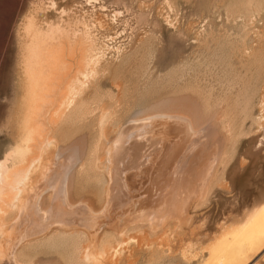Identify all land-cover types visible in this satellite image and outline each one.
I'll use <instances>...</instances> for the list:
<instances>
[{
	"label": "rangeland",
	"instance_id": "rangeland-1",
	"mask_svg": "<svg viewBox=\"0 0 264 264\" xmlns=\"http://www.w3.org/2000/svg\"><path fill=\"white\" fill-rule=\"evenodd\" d=\"M30 17L41 19L39 21L46 29L50 24L54 23L78 29L81 37H85L88 34L89 41L93 43L95 49L99 51L102 48L101 51L104 53L101 70H99V78L94 81L92 86L86 91V95H84L85 101L83 103H85L82 106V110L78 111L80 117L77 119L75 116L76 120L73 118L74 120L69 123L71 125L67 124L68 126L66 125L62 129L64 135H61V148L63 150L68 147L70 149L78 148L76 153V162L78 163H75L76 166L73 167L76 170L72 169L69 172L71 179L70 188L73 190L70 191H72L73 194H71L73 196L85 199L89 195L90 199L86 197L87 200L91 201L92 199L91 204L95 206L97 204L98 206V199L103 195L104 190L101 184L96 182L92 172L94 167V163H92L93 156L96 157L97 153L101 152L98 154L100 156L104 149L102 146L106 143L104 140L115 139L119 130L121 131L117 138L118 142L126 139L132 132L136 134L137 130H134V128L137 123L135 122L143 120V117L144 120L147 119L143 123L145 127L143 131H138L140 133V136L137 135L139 141H135L134 137L130 140L132 143L130 144L129 157L132 158L128 157L125 160L126 167H129L127 172L132 174V178L126 181L129 186H127V189L131 190L129 191L131 193L128 194L127 192L126 195L124 193L123 197L119 199L122 206H127L128 209H131L130 205L134 207V203L138 202L137 199L139 198L140 200V197H138L139 193H136L137 190L141 189L140 193L142 192L141 194H143L150 186L151 188H158L160 185L158 183L168 179L171 173L176 172L177 167L178 172L174 174L177 182L176 180L173 182L176 188L181 187L187 191L204 187L203 189L206 192L205 198H199V194H197L190 200L186 199L188 197L183 199V201L180 199L178 203L173 201L172 197L166 199L167 203L170 202V204L175 206L176 210L174 212L182 210V203L188 201L189 216L193 219L191 222L195 221L196 223L192 224L190 222L189 226L191 227L184 225L183 230L180 229V233L175 234L177 236H175V240L171 238L169 245H172V248L170 251L168 247H165L163 254L160 252L152 253L132 247L134 250L132 251L131 248L127 252L128 254L130 253L129 257L126 253V256H124L126 259L123 257L116 264H129L133 261L132 264H187L186 261L190 264H203L209 252L204 255L203 250L206 253L208 247L204 249L201 247H205L207 244L210 246L215 240L219 239L222 236L220 232L224 234L227 226L229 229L232 224H238L245 217L243 213H247L251 205L256 201H259V203L264 201V160L261 159L264 158V142L259 144V141L264 137V129H259L261 131L257 130V125L253 124V119L251 118L252 110L255 113V117L258 116V107L253 109V105L256 103V98L253 95L254 90L249 86L251 78L256 73L254 68L255 59L251 56L244 57L243 54H239L245 44L249 47L260 45L256 52L264 49V0H0V161L17 147L20 138L19 119H21V104L23 100L21 86L23 84L22 45H24L25 25ZM230 63L232 64L231 66L229 65ZM247 74H249L248 78ZM86 109L89 110L87 111ZM107 112H111L112 121L109 120L107 122L109 125L106 123L105 127L100 118ZM188 114L193 115L195 129H198L194 134L190 130L189 122L179 117V115ZM99 123L103 126L102 128ZM104 127L106 129H112L111 127H113L114 130L111 131L117 134L109 131L110 129H107L106 132ZM100 130L103 131L102 135ZM255 131L256 133H254ZM110 132L112 133L111 135ZM259 132L262 134L259 135ZM106 135H109L110 138ZM69 137H73V139L67 140ZM179 140L182 143L184 141L185 148L183 146L176 147L177 144L175 142ZM193 141L195 143L193 145L194 150H192L193 148L191 149L192 151L188 150V147L192 146ZM259 145H261L260 150ZM172 146H174L175 150ZM252 147L256 149H252ZM141 151H143L142 157L138 154ZM175 155L179 157L177 158ZM241 157L243 160H248L246 161L248 163L245 160L242 161ZM250 157L253 158V161ZM182 158L185 160L183 161ZM256 158H259L257 159L258 161ZM132 159L136 161L135 164H133ZM149 159L155 160V167L151 165ZM161 160L162 163H160ZM170 160H173L174 163ZM240 160L241 162H239ZM210 161H219L220 163L218 166L215 162L213 164L215 168L213 167L210 171L211 174L206 175V169H208ZM171 162L172 164H169ZM244 162L246 165H244ZM165 164H167L166 168ZM228 164L230 166L231 164L232 166L234 165L231 168L234 170L235 167L236 177H233L234 171L229 169L230 166ZM238 166L241 167L239 168ZM243 166L246 168L244 169ZM201 170H204V172H200ZM237 170H239V173ZM224 171L225 175L223 174ZM159 172L161 174L163 172V175ZM188 173H190L189 177L186 176ZM135 175L137 176L134 177ZM223 180L226 182L224 185ZM157 181L158 183H156ZM153 182L156 185H153ZM203 182H206V185ZM227 182H229V185H227ZM252 184L254 185L252 186ZM222 186H225V188ZM255 186H257L256 189H254ZM258 187L260 188L259 191ZM154 190L151 193L152 195L155 193ZM219 190L223 191L219 192ZM226 190L228 192H225ZM257 193H259V197ZM252 194L253 196H251ZM97 195L99 198H97ZM255 198L256 200H254ZM145 200L144 198V202L141 205L146 209L150 205L151 207H156L164 201L163 197ZM181 201L182 203H180ZM257 202L252 207L256 206ZM65 203L66 201L64 202L63 200V204L67 209ZM155 203L158 205H155ZM245 204L246 207L249 205V208H246ZM94 205L91 207L92 209H95ZM234 205L238 206L234 207ZM235 208L239 210L237 211ZM75 209L78 212V208ZM82 210L78 216L77 212H74L73 215L72 211L75 210L72 209L70 214L72 216H67V219L70 220V231L82 229L81 226H78V222L86 210L84 206ZM131 210L130 212L127 211V218L118 220L117 224L111 228L110 233L101 234L100 232L97 235H90L89 238L79 237L78 239L63 238L61 236L60 239L59 235L52 233L47 235L52 229L42 227L45 226L41 224L43 220L41 221V218L39 219L38 215H36L35 224L37 225L34 224V226L29 228L27 236L29 235L31 238H28V241L26 240L27 245L26 242H23L21 245L15 246L14 249H10L11 251L6 248L4 256H0V261L2 259L5 261L4 259L7 258L8 263L5 261L7 264H14V261H12L15 259L14 257L19 258L18 256H21L19 259H22L23 256L25 259L23 258L20 261L24 264H88V262L91 264V261H86L85 259V252L89 245L96 244L98 247L105 238L113 239L122 232L128 231L133 224L138 222L135 220L137 215L129 216L131 215ZM230 210L232 213L229 212ZM239 211L243 213H239ZM39 212L36 210L37 214H40ZM96 214H98V211L95 212L94 216H98ZM232 214L234 218H230ZM172 217L171 220L173 219L175 222L178 214L173 213ZM206 218L208 221H206ZM160 223L162 222L160 221ZM229 223H232L230 227ZM197 224H200L203 230ZM205 225L209 228H206ZM162 227L159 225L155 228L153 227L157 233L150 227H146L145 230L148 233V237L152 239L156 237V234L159 233L160 235ZM193 227H195V233L192 232ZM223 227H226V229L224 230ZM188 228L190 231L188 230V233H186ZM113 230H115L116 234L113 233ZM208 231L209 233H207ZM190 233L196 242L190 238ZM196 234L197 236H194ZM217 234H220L219 238ZM213 236L217 238H215L214 242ZM186 237L189 238L187 239ZM62 238L64 241H62ZM80 238L83 239L81 240ZM67 239H70L68 243H66ZM87 239L88 242L86 243ZM184 239H187V243ZM208 240L212 242L209 243ZM188 241H192L190 244L194 248L192 247L191 250L193 249V251L190 250V253L184 256L182 254L185 251L184 247H187L189 243ZM182 242L186 243V245L182 244ZM197 243L199 244L197 245ZM198 246H201L200 248L203 250L201 251ZM80 248L83 249L84 256ZM176 249L179 250L177 251ZM181 249L184 251L182 252ZM79 250L81 251L77 253ZM194 251L199 252L196 254ZM137 252H140L139 255ZM179 252H181V255ZM175 253L176 255H174ZM131 256L135 259L131 258ZM194 256H197V259H195L196 257L193 258ZM77 257L83 260H78ZM187 258H189V261ZM100 261V259L97 261L92 260V264H103V261ZM5 262H0V264H5ZM15 263H17L16 260ZM104 263L107 264L105 261ZM240 264H264V247L255 254H251L246 262Z\"/></svg>",
	"mask_w": 264,
	"mask_h": 264
},
{
	"label": "bare ground",
	"instance_id": "bare-ground-1",
	"mask_svg": "<svg viewBox=\"0 0 264 264\" xmlns=\"http://www.w3.org/2000/svg\"><path fill=\"white\" fill-rule=\"evenodd\" d=\"M42 17H40V18H42ZM39 20H41V19H37L36 17H30L29 20L26 22L25 29H24L25 30L24 31V37H23L24 38V45H22L23 46V48H22V73H23V77H22L23 82L22 83L23 84L21 85L22 90H23V94H22L23 100H22V104H21V106H22L21 107L22 112H21V116H20L21 119H19L20 131H21V133H19L20 134L19 142L17 144V147H15V149L12 152L7 154L5 156V158L0 161V256H2V255L4 256L6 248H9V250L14 249L15 246H18L19 244L21 245L23 242L25 243L28 238H31V237H29V235L27 236V233H28V230H30L29 228L34 226L35 218L37 217L36 215H38L39 219L41 218V221L43 220L41 224L45 225V226L41 225L42 227H44L46 229L47 228L52 229V231L50 233L47 232L48 233L47 235H50L52 233V234L59 235V237L61 236L63 238H72V239L77 238L78 239L79 237L89 238L90 235H92V234L97 235V234H100V232H101V234L108 233V232L110 233V230H112L111 228H113L117 224L118 220H121V219L124 220V218L128 217V216L126 217L127 211L130 212V210L132 208L133 209L131 210L132 211L131 215H129V216L137 215V219H135V220H137L138 222L133 224L128 229V231L125 230L126 232H122L121 234L117 235L116 238H113V239L105 238L100 243V245L98 247L96 244L92 245V246L89 245V248H87V251L85 252L86 261H91V264H92L93 263L92 260L97 261L100 259L101 261H103V264H105L104 261L107 262V264H109V263L110 264H116L117 262H119V260H121L124 256H126V253L129 252L132 247H134L135 249L137 248L140 251L152 252V253L153 252L154 253L160 252L163 254L165 247H168V250L170 251L172 248V245H169L171 238H173L175 240V236H176L175 234L180 233L179 230L180 229L183 230L184 225L189 226L191 220H193L189 216L190 210L187 206L188 201L186 203H182L183 199L188 197L186 199L190 200V198H192V197L194 198L197 194H199V198H205L206 192L203 189L204 187L203 188L199 187L197 189L196 188L197 186H196L195 188L197 190H195V189L190 190L189 189L187 191L183 190L181 187L176 188L173 182L175 180L177 182V178L174 175L178 172L177 171L178 167H177L176 172H174L173 174L171 173L170 174L171 176H169L168 179L165 178L166 180L164 182H162V183H158V181L156 182V183H158V185L160 184L158 188L155 187L156 188L155 189V188H151V186H150L149 189L146 188L147 191H145V193H143V194H141L142 192L140 193L141 189H139V191L137 190L136 193L137 192L139 193L138 197H140V200L138 198L137 199L138 202H135V203L132 202V203H134V207H132L133 205L132 206L130 205L131 209H128L127 206L126 207L122 206V203L119 202L120 201L119 199H120V197H123L124 193H125V195L127 194V192H128V194L131 193V192L129 193V191H131V190L127 189L128 184L126 181H128L129 178H132V174H128V172H127L129 167L128 168L126 167L125 160L129 157V153H130L129 150H131L130 144L132 142H130V140H132L134 137L135 141H139V137H138V136H140L139 132L143 131V129L145 127V125L143 123L147 119L144 120V117H143V120H137L136 119L137 122H135V123H137V125L134 128V130H137L136 134L134 132H132L126 139H124L121 142H118L117 138H118L120 131H121V130H119L118 135H116L117 137L115 139L104 140V141H106V143L103 144V146H102V147H104V149L102 150L103 153L100 156H98V154H100L101 152L97 153L96 157L93 156L92 163H94L93 164L94 167L92 169L93 170L92 172H93V175H94L96 182H98V184H101L102 189L104 190L103 195H101L100 198L97 195V198H99L98 199V206L96 204L97 209H96V206L94 204L93 205L95 206L94 207L95 209L91 208V207H93V205L91 204L92 199L90 201V200H87V198H86V197H89V195H87V196L84 195V196H86L85 199L75 197L72 195L73 190H72V188H70V185H71L70 180L71 179L69 176V172L73 169L74 166H76L75 163H78V162H76V159H77L76 153H77L78 148H72L73 146L71 147L72 149H70L68 147L66 150H63L61 148V141H60L61 135L62 136L64 135V133H63L64 131H62V129H64L65 128L64 126L69 124L71 122V120H74L75 116L77 119H78V117H80L78 115V111L82 110V106L85 103V102L83 103V101H85L84 95H86V91L92 86L94 81H96L99 78V75H100L99 70H101V65H102V61H103L102 58L104 56V53L101 51L102 48L100 46H99V48H101V49L99 51L95 49L93 43H91L89 41L88 34L85 37H81L80 33L78 32V29L64 27L65 25L64 26L63 25H57L56 23L50 24V26H48V28L46 29L45 27H43V25L41 24V21H39ZM44 23H46V22H44ZM60 24H61V21H60ZM63 24H64V22H63ZM75 28H76V26H75ZM261 37H263V36H261ZM94 44L96 45V43H94ZM259 46L249 47V46H247V44H245L244 48L239 52V54L240 55L243 54L244 57H250L251 56V57H254V59H255V65H254L255 67L254 68L256 70V73L254 74V76L252 75L253 77L251 76L252 78L250 77L251 81H250L249 86L254 90L253 95L256 98V103L253 105L254 106L253 109L255 107H258V109H257L258 110V114H257L258 116L255 117V113L253 112V110H252V114H251L252 115L251 118L253 119V124L257 125L256 126L257 128L255 127L257 130L264 129V49H262L260 52H256V49ZM229 65L231 66L232 64L230 63ZM250 73H252V72H250ZM248 77H249V74H247V78ZM100 99H101V97H100ZM110 113L107 112V113L103 114L102 117L100 118L103 125H105L107 122H109V120H111L112 116ZM79 114H81V113H79ZM192 116L189 114L188 115H179L180 118L189 122L190 130L193 131V134H194V132L198 129H195V121L193 120ZM166 117H167V115H166ZM203 123H205V122L203 121ZM161 124H163V123H161ZM177 124H178V121H177ZM69 125H71V124H69ZM107 125H109V124L107 123ZM254 126H253V129H254ZM102 127L103 126L101 125V128ZM105 127H106V125H105ZM111 128L112 129L109 128L110 130L108 128L107 129L109 131L114 130L113 127H111ZM114 128H116V127L114 126ZM209 128H211V127H209ZM107 129H106V132H107ZM115 131H116V129H115ZM191 131H190V133H191ZM259 131H261V130H259ZM102 132L103 131L100 132L101 135H102ZM111 132H110V135L112 133H115V132H112V133ZM254 133H256V131ZM115 134H117V133H115ZM115 134H113V135H115ZM197 134H199V133H197ZM260 134H262V133L259 132V135ZM106 136L108 138H110L109 135H106ZM67 137H68V134H67ZM70 138L71 137L67 138V140ZM263 138L261 139V141H259V144H260V142L261 143L264 142ZM71 139H73V137ZM194 141H193L192 146L189 144L190 146L188 147V150H191L193 148V145L195 144ZM189 143H190V141H189ZM127 144H129V145H127ZM175 144H177L176 147H182L183 146V148H185L184 141L182 143V141L179 140V141H176ZM259 146H260L259 147V150H260L261 145H259ZM172 147L174 149V146H172ZM99 149H102V148H99ZM170 149H172V148H170ZM182 149H180V150H182ZM252 149H256V148L252 147ZM192 150H194V148ZM123 153H124V155H123ZM173 153H174V151H173ZM258 153H260V152H258ZM138 154H140L142 157L143 151L139 152ZM225 154H227V153H225ZM191 155H193V153H191ZM234 155H235V153H234ZM175 156H174V160H175ZM179 156H181V155L179 154ZM232 156H233V154H232ZM166 157H167V154H166ZM214 157H215V154H214ZM236 157H238V156H236ZM242 157H241V159H242ZM129 158H132V157H129ZM257 159H259V158H256V160ZM261 159L264 160V158H261ZM162 160L160 161V163H162ZM184 160L185 159H183V161ZM214 160H216V159H214ZM244 160H245V162L248 161L246 159H244ZM244 160L242 159V161H244ZM251 160L253 161V158H251ZM128 161H130V160H128ZM132 161H133V159H132ZM132 161H130V162H132ZM149 161H150L151 165L153 167H155L154 166L156 163L155 160L149 159ZM170 161L173 162V160H170ZM237 161H236V163H237ZM172 162L169 164H172ZM181 162H182V160H181ZM211 162L212 161L209 162V167H208V169H206L207 170L206 175H208V174L210 175L211 174L210 171L213 169V167L215 168V165L213 166V164H215L216 161H213L212 165L210 166ZM231 162H232V164H234L235 160H234V162L233 161H231ZM239 162H241V160ZM135 163H136V161H133V164H135ZM216 163H217L216 165L219 166L220 162L217 161ZM246 163H248V162H246ZM246 163L244 165H246ZM126 164H127V162H126ZM232 164H231V166H232ZM242 164H243V162H242ZM174 165H178V164H174ZM166 166H167V164H165V168H166ZM201 166H202V163H201ZM231 166L229 169H232L234 165L232 166V168H231ZM241 166H238V167L240 168ZM258 166H260V165L258 164ZM195 167H197V166H195ZM81 168H83V167H81ZM162 168H164V167L162 166ZM199 168H200V165H199ZM226 168H225V171H226ZM245 168L246 167H244V169ZM74 169L76 170V168H74ZM183 169H184V167H183ZM202 169H204V168H202ZM163 170H161V171H163ZM204 170H201L200 172H202V171L204 172ZM256 170H258V169H256ZM170 171H169V173H170ZM225 171L223 173L224 175H225ZM233 171L232 172L235 174V167H234ZM149 172H148V174H149ZM237 172L239 173V170H237ZM249 172H250V170H249ZM138 173H140V172H138ZM205 173H206V171H205ZM150 174H151V172H150ZM189 174L190 173H188L186 176H188ZM234 174H232L233 177H236L237 173L235 174V176H234ZM161 175H163V172ZM260 175H262V174H260ZM136 176L137 175H135L134 177H136ZM148 178H150V177H148ZM234 179H233V181H234ZM198 180H196V181H198ZM79 181H82V180H79ZM198 182L200 183V180ZM224 182L225 181L223 180V185L226 184V182L225 183ZM248 182H249V180H248ZM227 183H228L227 185H229V182H227ZM154 184L155 183L153 182V185ZM254 184H256V183H254ZM254 184H252V186ZM249 185H251V184H249ZM245 186H247V185H245ZM257 186H255L254 189H256ZM223 188H225V186ZM130 189H132V187H130ZM250 189H251V187H250ZM259 189L260 188L258 187V191H259ZM262 189H263V187H262ZM70 190H72V191H70ZM153 190L155 191V193L152 195L151 193L153 192ZM222 191L219 190V192H222ZM254 191H256V190H254ZM99 192H101V191H99ZM225 192H228V191L226 190ZM164 193H166V194H164ZM101 194H102V192H101ZM215 194H214V196H215ZM246 194H248V193L246 192ZM257 194L259 197V193H257ZM217 195H218V193H217ZM251 196H253V194ZM155 197H158L159 199L163 197L164 201L160 205L155 203V205H158L156 207L155 206L151 207V205H150V207H148L147 209L141 205V203L144 202V198L146 200H148L149 198H155ZM171 197H172V199H174L173 201H176V203H178L180 201V199L182 200L180 203H182L181 209L183 210V212H182V210H180L181 212L180 211L174 212L176 210L175 206L173 204H170V202L167 203V200H166V199H170ZM258 197H256V198H258ZM256 198L254 200H256ZM89 199H90V197H89ZM63 200H64V202L66 201L65 204L67 206V209L63 204ZM150 201H151V199H150ZM155 202H157V201H155ZM253 202H255V201H253ZM258 203H259V201L257 202V204ZM257 204L254 207H252L253 205H251L252 209L250 207L248 212L245 214L243 212L239 211V213L240 212L243 213V216H245V217L242 218V220L238 224L237 223L236 224L231 223L232 224L231 227H230L231 224L229 223V227H230L229 229H228V226H227L228 224H227L226 225L227 230L225 232H224V230L226 229V227L225 228L223 227L224 230H222V231L224 232V234L219 231L220 234L222 235L219 238L220 234L219 235L217 234L219 239L216 238L217 235H216V237L213 236L214 237L213 242H214L215 238L217 240H215V242L212 243L210 246L207 244L209 242V240L206 243L207 245L204 244L205 247H201L202 244H200L201 246H198L199 248L201 247L203 249L208 247L206 253H205V250L200 248L201 251L202 250L204 251L203 252L204 255L207 254V252H209L208 257H206L207 259L205 258L206 260L204 262L202 261L203 264H240L242 262H246V260L250 257L251 254H255L256 252H258L259 250H261L264 247V201L260 202L258 205ZM82 205L85 207L86 210L83 212L82 217L80 218L79 222L77 221L78 226H81L82 229H78V230L75 229L76 231H70V228H71L70 224H69L70 220H68L67 218L72 216V215H70L72 209L75 210V211H72L73 215H74V212H77L75 208H78L77 213L79 216V213H81L83 211ZM207 205H208V202H207ZM238 205H234V207L238 206ZM245 207H246V204H245ZM241 208H242V204H241ZM246 208H249V205ZM232 209H234V208H232ZM235 209L237 211L239 210L237 208H235ZM36 210H38V212L40 211L39 212L40 214H37ZM178 210H179V208H178ZM96 211H98V214H96L98 216H94ZM171 212L178 214L177 220L175 222L173 221V219L171 220V217L173 214ZM229 212H231V210ZM239 213H238V215H239ZM232 216H233V214L230 216V218H234ZM241 217H242V214H241ZM198 218H200V217H198ZM228 218H229V215H228ZM160 221L162 223H160ZM206 221H208L207 218H206ZM44 222L47 224H45ZM230 222H231V220H230ZM193 223H195V221ZM206 224H207V222H206ZM209 224H211V223H209ZM35 225H37V224H35ZM157 225L163 226L162 229L160 230L161 231L160 235L158 233L155 235L156 237L150 239L148 237V233L146 232L145 228L150 227L153 231H155L153 229V227L155 228ZM197 225H200V224H197ZM205 226H203V227H205ZM72 227H74V226H72ZM189 227H191V226H189ZM194 228L195 227L192 228L193 231L191 230L193 233H195ZM201 228H202V226H201ZM206 228H209V227L206 226ZM206 228H204V229H206ZM223 228H220V229H223ZM188 230H189V228L187 229L186 233H188ZM202 230H203V228H202ZM114 231L115 230H113V233H115ZM155 232L157 233V231H155ZM158 232H159V230H158ZM191 233H190L191 237L189 236V234H187L190 238H192V236H193ZM201 233H202V231H201ZM207 233H209V231ZM197 234L194 236H197ZM153 236H154V234H153ZM201 236H202V234H201ZM61 237H60V239H61ZM203 237H204V235H203ZM194 238H196V237H194ZM80 239L82 240L83 238H80ZM208 239H210V238L208 237ZM44 240H46V239L44 238ZM180 240H181V238H180ZM205 240H207V239H205ZM56 241H58V240H56ZM62 241H64V239ZM69 241H70V239L66 243H68ZM87 242H88V239H87L86 243ZM191 242L188 243L187 247H184L185 251L182 250L183 249V247H182L181 250H182V252L184 251V253L182 255L186 256L187 253H190L189 251L193 247L192 244H190ZM194 242H196V241L194 240ZM211 242H209V243H211ZM57 243H59V242H57ZM57 243H56V245H57ZM82 243H83V241H82ZM96 243H98V242H96ZM177 243H178V241H177ZM186 243H187V241H186ZM186 243L184 244V242H182V244H184V245H186ZM201 243H202V241H201ZM61 244L64 245L63 243H61ZM92 244H93V242H92ZM198 244L199 243H197V245ZM26 245H27V242H26ZM71 246H72V244H71ZM83 246H84V244H83ZM23 247H25V246H23ZM75 247H77V246H75ZM173 247H174V245H173ZM134 248H132V251L134 250ZM195 248H197V247H195ZM20 249H18V250H20ZM80 249H82V248H80ZM173 250H175V249H173ZM80 251L81 250L77 251V253ZM191 251H193V249ZM16 252H17V250H16ZM73 252H74V250H73ZM82 252H83V249H82ZM198 252L199 251H197L195 253L197 254ZM139 253H138V255H139ZM129 254L127 253V256ZM179 254L181 255V252H179ZM79 255H81V254L79 253ZM174 255H176V253ZM83 256H84V252H83ZM83 256H81V257L83 258ZM18 257L20 258L21 256H18ZM132 257L133 256H131V258ZM14 258L15 259L12 260V261H14V264H18V263L24 264L20 261L24 258L23 256H22V259H19L16 257H14ZM75 258H76V256H75ZM75 258H73V259H75ZM193 258L197 259V256H194ZM6 259H4V260L7 262ZM77 259H78V257H77ZM79 259H81V258H79ZM187 259L189 261V258H187ZM10 260H8V261L10 262ZM15 260L17 263H15ZM81 260H83V259H81ZM192 260H194V259H192ZM192 260H190V261L192 262ZM5 261H3V259H2L0 262L3 263ZM183 261L185 262V260H183ZM6 262H5V264L8 263V262L7 263ZM75 262H76V260H75ZM83 262L86 263L85 261H83ZM132 263L130 262L129 264H132ZM186 263L190 264L187 261H186ZM196 263H198V262H196ZM88 264H89V262H88Z\"/></svg>",
	"mask_w": 264,
	"mask_h": 264
}]
</instances>
